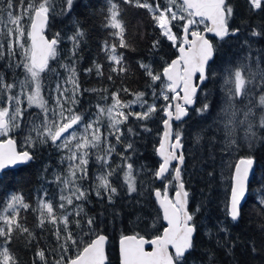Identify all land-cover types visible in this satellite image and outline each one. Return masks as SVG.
Returning a JSON list of instances; mask_svg holds the SVG:
<instances>
[{
	"label": "snow or ice",
	"instance_id": "6c2138e0",
	"mask_svg": "<svg viewBox=\"0 0 264 264\" xmlns=\"http://www.w3.org/2000/svg\"><path fill=\"white\" fill-rule=\"evenodd\" d=\"M248 2L252 9L264 10V0ZM75 3L76 0H62L60 14H69ZM123 3L147 9L161 36L171 42L179 55L166 62L162 71L140 62L139 67L150 80V93L137 91L131 93L134 97L132 100L124 101L121 92L129 93L127 87L110 94H107V89H93L94 92L105 93L100 96L104 103H97L95 112H89L88 109H80V99L87 90L80 88L76 68L80 60L81 39L85 35L83 28L77 24L74 35L69 37L73 47L68 61L59 64L66 74L62 77L57 68L50 66V61L58 62L60 33L51 39L44 35L50 19L56 14V0H0V172L10 166L32 161L35 153L28 149L46 145L62 153L59 164L63 167L62 171L54 170L53 179L49 181L56 185L57 196H50L48 190L43 189L37 195L35 207L15 191L0 201V264H19L11 248L15 238L25 237L29 245L36 240L22 215L29 210L37 213L36 227L44 229L46 225L52 226L51 233L57 244L56 248L47 250L38 247L33 264H48L46 251L59 255L54 264H106L105 245L108 237L102 234L97 217L90 216L85 205L90 203L92 194L112 204L114 198L120 195L113 179L119 173L123 174L127 194H139L134 175L137 172L133 160L137 152L135 143L129 141L124 144L123 151L119 153L117 146L123 143L124 125L133 119L148 121L157 112H163L164 131L156 149L161 162L151 171V175L161 181L163 191L160 188L150 191L163 210L167 227L162 235L153 239H145L139 234L122 235L121 264H188V256L196 247L198 225L195 215L200 211V206L196 207L195 212L189 210V191L183 173L189 157L205 165L212 161L215 166L216 157L209 149L215 146L217 137L212 125L204 126L212 116L214 107L211 92H206L204 101L194 109L204 123L192 132L191 151L185 146L183 127L174 129L173 125L177 121L181 124L185 122L189 109L197 103L198 91H205L206 82L217 75L212 71V64L218 50L198 26L210 21L211 26L206 25L204 31L213 33L220 40L236 36L240 29L230 28L229 20L234 10L229 0H164L163 5L159 2L153 5L149 0H123ZM100 11L103 26L110 30V36L118 38V43L104 41L101 49L107 54L110 64L108 80L111 81L113 74L120 76L129 71L123 53L117 50L128 48L130 44L125 39V24L119 4L115 0H105ZM176 27L181 28L180 33L174 31ZM251 35L264 37V32L253 29ZM159 44V40L154 41L153 49ZM93 64L94 67L85 71H95L98 76H103V65L95 61ZM262 65L264 58L261 57L256 58L254 68L240 60L233 62L231 58H222L220 74L230 87L224 94V104L213 123L218 120L224 131L221 167L232 169L230 195L224 204V212L226 219L233 223L241 216V201L248 192L255 156L240 157L234 164L226 157L241 147L235 138L238 126H246L245 138L249 150L264 146V135H257L254 131L257 116L258 127L264 129ZM46 73L55 75L53 83H45ZM197 73L199 83L194 84L193 77ZM148 95L152 97L151 103L145 98ZM158 101L162 103L158 104ZM134 106L140 110H134ZM33 107L39 109V113L30 112L29 109ZM142 126L145 131H151L146 124ZM127 132L138 135L133 127H128ZM13 134L23 135L26 150L17 151V140ZM201 149L206 157L197 159ZM116 155L120 162L113 166ZM140 170H143V166ZM208 175L212 176L213 173L209 172ZM172 184L175 185V196L170 198L168 191ZM256 203L264 212V198ZM217 230V236L219 233L228 235L224 221L217 222ZM206 235L211 238L212 230L209 229ZM216 243L227 247V243L221 244L219 238ZM146 244L152 245L153 250L146 251ZM251 244L253 253H256L255 242ZM73 248L76 249L74 257L68 255ZM169 248L173 251L170 252ZM213 260L210 252L209 264Z\"/></svg>",
	"mask_w": 264,
	"mask_h": 264
},
{
	"label": "trees",
	"instance_id": "16d2710c",
	"mask_svg": "<svg viewBox=\"0 0 264 264\" xmlns=\"http://www.w3.org/2000/svg\"><path fill=\"white\" fill-rule=\"evenodd\" d=\"M120 6L121 18L125 24V39L130 47L119 49L122 52L124 60L129 71L126 74L116 76L108 80L110 74V64L107 54L102 51L104 41L109 43L117 42L118 38L109 35V29H106L103 14L100 9L105 4V0H76L72 11L67 15L60 14V5L62 0H56V14L50 19L45 34L48 38H53L56 33H60L59 56L57 61H50V66L57 68L61 76H65L64 70L59 67L60 63H65L69 59V52L72 49V41L69 37L73 36L77 24L84 30V37L81 39L78 56L79 63L76 65L80 88L84 91L80 99V109H88L89 112H95L97 103H104L100 96L105 93L93 89H107L110 94L119 88L127 87L129 93L121 92V98L124 101L132 100L131 93L137 91H148L150 80L139 67L140 62L151 64L154 70L162 71L166 62H170L178 55L177 49L171 42L161 36L156 28L152 16L147 9L138 8L131 4L123 3V0H115ZM155 5L159 2L162 5L164 0H149ZM233 7L234 14L229 20L230 28H239L240 32L236 36L226 37L224 40L211 38L218 52L215 63L212 64V71L217 73L213 78L206 82L205 91H198L197 103L189 109V117L185 122H174V129L183 127L185 132L186 148L192 150V132L204 123L195 112L204 101L206 92H211L210 99L213 101L212 116L208 119L205 127L212 125V131L217 137L216 144L209 151L215 155V166L212 161L207 165L197 163L191 157L186 162V168L183 173L186 189L189 191V210L195 212L196 207L200 206V211L195 215V223L198 225V231L195 237L196 247L188 256V264H209V253L213 254L212 264H264V212L257 205L256 201L264 198V146H258L257 149L249 150L246 141V126H238L235 130V138L241 145L238 151H233L230 157H226L231 163H235L240 157L249 155L255 156V170L249 184L247 198L241 206V216L239 220L233 223L226 219L224 204L229 197L232 183V169L221 167V149L224 148V131L222 124L217 120V114L224 104V94L230 85L224 83V77L220 74L222 68V58H231L243 61L255 67L257 57L264 58V37H253V29L264 32V10H254L249 5L248 0H229ZM205 24H200V30L204 29ZM174 31L181 32V28L176 27ZM159 40L160 44L153 49V42ZM251 53V56H249ZM248 57L247 60L244 58ZM103 65L104 75L98 76L95 71L87 73L85 69L94 67L93 62ZM264 66V65H262ZM45 83L50 84L55 81V75L52 73L44 74ZM46 98L47 95H46ZM149 103L152 102L151 95L145 97ZM49 99V103L51 104ZM110 103V101H108ZM162 103V101L157 102ZM27 106V102H24ZM241 107H243L241 105ZM134 110L139 111L138 106ZM30 112L39 113V109L33 107ZM258 112V109L256 110ZM163 112H157L153 118L142 122L131 120L129 124L123 126L125 136L123 143L117 146V152L123 151L124 144L134 141L137 152L133 155L135 161L134 172L137 180L139 194H127L126 185L123 182V174L119 173L113 177L115 186L118 187L120 195L114 198V202L109 204L106 199H98L95 194L90 196V203L85 205V210L90 216L97 217L102 233L108 236L106 248V264H119L118 239L122 235L139 234L147 239L155 237L161 233L164 228L160 209L156 205L151 189L160 188L163 190L161 181L152 177L151 171L158 167L160 160L156 155V147L159 143L162 132ZM242 118V117H240ZM106 123V122H105ZM146 124L151 131H145L143 126ZM128 127H133L138 135L133 136L127 132ZM254 131L257 135H264V129L258 127V116L254 121ZM15 135L19 150H26L23 135ZM115 141L113 140V143ZM34 151V159L26 164L6 170L0 174V201H3L10 192L21 193L25 200L33 207L36 206L37 195L43 189H47L50 196H57V187L49 183L53 179V171H62L63 167L59 164L61 152H58L51 145L39 146ZM205 156L203 149L197 153V159ZM119 156L113 157V166L119 163ZM143 166V170L141 169ZM47 168V172H45ZM95 171V169H93ZM213 175L209 176L208 173ZM175 190V185L169 186V194ZM26 218L27 226L34 232L36 240L30 245L25 237L15 238L11 248L18 258L19 264H33V259L37 248L51 249L56 248L55 238L52 236L51 225H46L44 229L36 227L37 213L29 210L22 213ZM224 221L228 228V235L219 233L217 236V222ZM211 229L212 237L206 235ZM78 232L79 230L76 229ZM217 238L221 244L227 243V247L218 246ZM87 240L88 237H85ZM255 242L257 252L253 253L251 242ZM234 245V246H233ZM229 248L231 251H229ZM69 256L76 255V249H70ZM48 264H54L59 255H51L46 251Z\"/></svg>",
	"mask_w": 264,
	"mask_h": 264
},
{
	"label": "water",
	"instance_id": "95a60500",
	"mask_svg": "<svg viewBox=\"0 0 264 264\" xmlns=\"http://www.w3.org/2000/svg\"><path fill=\"white\" fill-rule=\"evenodd\" d=\"M205 23H206L207 26H211V22H210V21H205ZM204 29H205V28H204ZM204 29H202V30H200V31H201V32L206 36V38H208L210 41H211V38H216V39L219 40V38H218V37H215V35H214L213 33L205 32ZM44 35H45L46 38H48V37L46 36L45 32H44ZM48 39H51V38H48ZM211 42H212V41H211ZM177 52H178V51H177ZM178 55H179V53H178ZM178 55H177V56H178ZM176 58H177V57H176ZM174 59H175V58H174ZM170 62H171V61H170ZM198 75H199V74L197 73L196 76L193 77V83H194V84H198V83H199V81H198ZM197 94H198V93H197ZM194 105H195V104H194ZM194 105H193L192 107H194ZM192 107H191V108H192ZM191 108H190V109H191ZM177 122H178V121H177ZM163 131H164V128H163V124H162V132H161V135H160V139L162 138ZM160 139H159V142H160ZM158 146H159V143H158L156 149L158 148ZM17 151H23V150H19V149H18V146H17ZM156 155H157L158 159H159L160 162H161V159H160V157L158 156L157 152H156ZM236 162H237V161H236ZM173 163H175V162H173ZM22 164H26V163H21V164H17V165H15V166H10V167L4 169L2 172L6 171V170H9V169H11V168L17 167V166L22 165ZM254 170H255V164H254L253 169H252V171L250 172V175H249L248 188H249V184H250V181H251V179H252V176H253ZM2 172H0V174H1ZM231 184H232V183H231ZM161 191H163V190H161ZM168 195H169V193H168ZM229 195H230V194H229ZM153 196H154V195H153ZM174 196H175V190L173 191V193L171 194V196L169 195V197H170V198H173ZM246 198H247V194H246L244 200L241 201V206L244 204ZM154 199H155V197H154ZM155 202H156V205L158 206V208L160 209V212H161V215H162V221H163L164 228H165V227H167V222L163 219V210L159 207V204H158V202H157L156 200H155ZM164 228H163V230H164ZM163 230L161 231V233H160L159 235H162V234H163ZM102 234H104V233H102ZM104 235H106V234H104ZM127 235H134V234H127ZM106 236H107V235H106ZM107 237H108V236H107ZM120 238H121V237H120ZM120 238L118 239V243H117V245H118V254H119V264H121V257H120ZM153 238H155V237H152V238H150V239H153ZM145 239H147V238H145ZM107 243H108V242H107ZM107 243H106V245H105V255H106V257H107V253H106ZM145 250H146V251H152V250H153V246L150 245V244H146V245H145ZM169 251L171 252V251H173V249L169 248ZM106 261H107V260H106Z\"/></svg>",
	"mask_w": 264,
	"mask_h": 264
},
{
	"label": "rangeland",
	"instance_id": "374dc122",
	"mask_svg": "<svg viewBox=\"0 0 264 264\" xmlns=\"http://www.w3.org/2000/svg\"><path fill=\"white\" fill-rule=\"evenodd\" d=\"M171 196V194H169Z\"/></svg>",
	"mask_w": 264,
	"mask_h": 264
}]
</instances>
